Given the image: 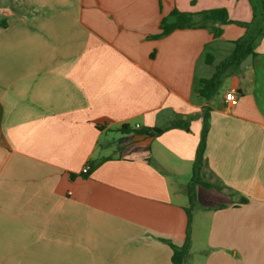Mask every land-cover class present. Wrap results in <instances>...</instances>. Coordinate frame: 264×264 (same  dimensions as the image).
<instances>
[{
	"label": "crops",
	"instance_id": "obj_1",
	"mask_svg": "<svg viewBox=\"0 0 264 264\" xmlns=\"http://www.w3.org/2000/svg\"><path fill=\"white\" fill-rule=\"evenodd\" d=\"M217 8L254 17L252 0H0V264H174L205 108L198 180L224 190L195 186L188 264H264V34L210 100L199 81L246 28L158 37L175 9Z\"/></svg>",
	"mask_w": 264,
	"mask_h": 264
},
{
	"label": "trees",
	"instance_id": "obj_2",
	"mask_svg": "<svg viewBox=\"0 0 264 264\" xmlns=\"http://www.w3.org/2000/svg\"><path fill=\"white\" fill-rule=\"evenodd\" d=\"M252 4L254 6V17L253 20L249 23L237 22L233 21L229 17L228 10L226 8H217L211 9L207 11H203L200 13H189V12H181L177 9L173 10V12L166 18H163L161 22L162 33L158 37H164L169 35L170 33L176 30L183 29H198V28H212V32L215 37L221 35L222 30L214 27L216 24L226 25V24H237L244 28H246V36L235 42V51L234 54L226 59L224 62L220 64L217 68L216 73L210 79H202L199 81L198 93L199 95L206 99L210 100L219 90L221 86V78L222 72L226 70L228 67L232 65H240L241 62L246 58L247 55L253 52V42L260 39L264 34V0H252ZM2 26H6V22H0ZM250 44V45H248ZM203 130L201 134V140L198 146L196 160L193 166V175L189 185L188 196L190 201V207L186 209L188 214L189 228L192 223V206L196 200V192L195 186L201 185L204 188L211 189L215 188L219 191H223L224 189L220 186L208 183H201L198 178L199 174L202 171V168L205 164V150L207 144V135L210 130V109L205 108L203 113ZM185 130L189 131V127L185 126ZM121 132H133L136 131L128 125H123L120 129ZM138 133H144L151 136L160 135L163 130L159 129H149L145 128L144 130H138ZM101 163L98 162L94 166H92L88 173L82 174L84 178H88L92 172L95 170L97 165ZM230 196H233V193H228ZM247 199H242L240 204H246ZM188 228V231H189ZM173 249V257L172 262L174 264H188L189 250H190V235L188 232V236L186 239V243L182 247H178L170 241H166Z\"/></svg>",
	"mask_w": 264,
	"mask_h": 264
},
{
	"label": "rangeland",
	"instance_id": "obj_3",
	"mask_svg": "<svg viewBox=\"0 0 264 264\" xmlns=\"http://www.w3.org/2000/svg\"><path fill=\"white\" fill-rule=\"evenodd\" d=\"M227 77V76H225ZM191 177V176H190ZM212 179V177H211ZM192 225H191V230H190V236L191 238L194 239V242H197L201 239H203V234L202 232L199 231V219L197 216V210L196 209H192ZM190 243H191V239H190Z\"/></svg>",
	"mask_w": 264,
	"mask_h": 264
},
{
	"label": "built area",
	"instance_id": "obj_4",
	"mask_svg": "<svg viewBox=\"0 0 264 264\" xmlns=\"http://www.w3.org/2000/svg\"><path fill=\"white\" fill-rule=\"evenodd\" d=\"M225 101L228 105L233 106L237 103V97L234 91L227 92L225 95ZM90 170V166L84 168L83 173L86 174Z\"/></svg>",
	"mask_w": 264,
	"mask_h": 264
},
{
	"label": "water",
	"instance_id": "obj_5",
	"mask_svg": "<svg viewBox=\"0 0 264 264\" xmlns=\"http://www.w3.org/2000/svg\"><path fill=\"white\" fill-rule=\"evenodd\" d=\"M253 54H250L241 64V68H245L246 66H248L252 60H253Z\"/></svg>",
	"mask_w": 264,
	"mask_h": 264
}]
</instances>
